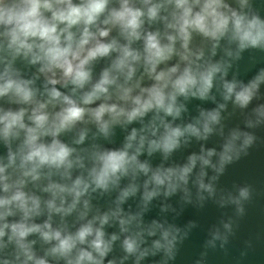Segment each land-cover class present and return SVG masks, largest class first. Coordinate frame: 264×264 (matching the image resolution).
I'll use <instances>...</instances> for the list:
<instances>
[{
  "label": "clouds",
  "instance_id": "obj_1",
  "mask_svg": "<svg viewBox=\"0 0 264 264\" xmlns=\"http://www.w3.org/2000/svg\"><path fill=\"white\" fill-rule=\"evenodd\" d=\"M260 6L0 0V264H170L195 227L175 217L206 200L232 209L203 242L224 249L254 189L217 182L264 125V66L234 70L264 53ZM229 104L244 129L225 133Z\"/></svg>",
  "mask_w": 264,
  "mask_h": 264
},
{
  "label": "water",
  "instance_id": "obj_2",
  "mask_svg": "<svg viewBox=\"0 0 264 264\" xmlns=\"http://www.w3.org/2000/svg\"><path fill=\"white\" fill-rule=\"evenodd\" d=\"M260 8L261 14L264 15V6ZM262 66H264V53L246 51L234 70L239 79L246 81L258 67ZM232 71L230 70L229 76L232 75ZM260 94V100L254 99L249 109L257 103L264 102V84L260 87ZM197 104L203 107L213 106L207 101L192 100L188 107L192 110ZM244 111L247 112L248 109ZM222 115L225 117L222 121L225 133L233 127L244 129V113L240 110H233L231 104ZM245 130L252 132L256 137L253 145L248 149L246 156L226 166L224 174L217 182L218 187L227 189H231L234 184L248 183L253 186V197L245 204V215L237 221L233 234L229 236L224 249H220L218 243L215 249H204L203 242L207 238L208 228L217 223L222 213L231 215L232 209L231 207L220 209L212 201L207 200L200 208L191 204L185 205L180 214L175 217L174 222L177 226L183 227L192 221L195 227L191 228L188 237L178 245L176 257L170 264H194L197 259L201 258V252L205 253L204 264H264V125ZM218 140L219 137L214 134L205 142V146L214 147ZM198 147L199 145L193 142L189 148L174 153L173 159L182 160L188 152L197 151ZM153 162H158V157L154 158ZM176 199V197L169 198L173 206H176ZM157 212L158 208H152L148 217L156 216ZM166 215L170 220L172 219L171 213H166ZM144 264H148V261L146 260Z\"/></svg>",
  "mask_w": 264,
  "mask_h": 264
}]
</instances>
